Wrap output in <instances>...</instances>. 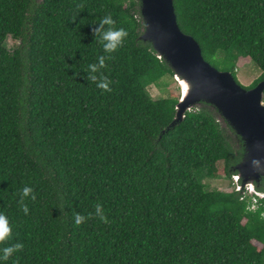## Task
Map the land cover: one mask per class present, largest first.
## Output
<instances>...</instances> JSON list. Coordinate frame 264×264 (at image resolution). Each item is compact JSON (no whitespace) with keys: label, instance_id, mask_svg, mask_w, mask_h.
Masks as SVG:
<instances>
[{"label":"trees","instance_id":"1","mask_svg":"<svg viewBox=\"0 0 264 264\" xmlns=\"http://www.w3.org/2000/svg\"><path fill=\"white\" fill-rule=\"evenodd\" d=\"M173 4L207 61L236 49L261 70L250 87L264 77V0ZM110 27L127 35L109 52ZM142 27L140 0H0V249L22 245L0 264H264V197L201 177H233L240 137L203 104L170 125L178 98L147 86L173 72Z\"/></svg>","mask_w":264,"mask_h":264},{"label":"water","instance_id":"2","mask_svg":"<svg viewBox=\"0 0 264 264\" xmlns=\"http://www.w3.org/2000/svg\"><path fill=\"white\" fill-rule=\"evenodd\" d=\"M143 20L139 38L151 44L179 82L181 92L170 125L184 118L195 105L215 107L214 116L233 140L239 136L243 151L229 170L238 190H255L264 177V77L254 86H242L229 70H219L207 61L198 41L180 29L173 0H140Z\"/></svg>","mask_w":264,"mask_h":264},{"label":"rangeland","instance_id":"3","mask_svg":"<svg viewBox=\"0 0 264 264\" xmlns=\"http://www.w3.org/2000/svg\"><path fill=\"white\" fill-rule=\"evenodd\" d=\"M6 43L7 45L12 44L10 36L7 38ZM225 54V52H218L215 56V60L210 63L219 70H228L230 64H234L238 82L242 86L250 88L253 81L261 74V70L247 56L239 54L236 49L230 50L228 59L225 57ZM147 90L153 98L161 96H174L178 98L181 92L179 82L174 76L171 77L169 75L160 79L158 83L148 85ZM201 177L207 189L231 191L236 188V182L233 177L229 178L225 175H220L214 178L207 176L205 173H203Z\"/></svg>","mask_w":264,"mask_h":264},{"label":"clouds","instance_id":"4","mask_svg":"<svg viewBox=\"0 0 264 264\" xmlns=\"http://www.w3.org/2000/svg\"><path fill=\"white\" fill-rule=\"evenodd\" d=\"M102 24H108V25H113L115 24V21L112 19L111 15H106L102 18L101 20ZM127 35V32L124 28H108L106 31L103 32L102 39L104 41H107V43L103 44L104 49L107 51H112L115 50L122 42L123 38ZM104 63L103 57L100 58V64L102 65ZM90 67L95 70L97 68V65L93 64L90 65ZM95 79V77H93ZM98 86L102 88H107L108 87V82L106 79H101L98 82ZM32 193V188L30 186H25L22 189V199L23 196H28L29 194ZM25 212H27V206H24ZM96 213L100 214L101 216L103 213L101 212L100 205L98 204L96 206ZM85 217L80 214H76L75 221L76 223H80L83 221ZM11 232V226L9 224L8 217L4 215L3 213H0V241L6 239ZM22 247L20 243L6 246L3 249H0V252H2V256H0V259H7L11 253L17 249Z\"/></svg>","mask_w":264,"mask_h":264},{"label":"built area","instance_id":"5","mask_svg":"<svg viewBox=\"0 0 264 264\" xmlns=\"http://www.w3.org/2000/svg\"><path fill=\"white\" fill-rule=\"evenodd\" d=\"M253 190L247 189V195L250 196L251 202L249 204L250 209H255L257 205L259 204L258 198L256 197V194Z\"/></svg>","mask_w":264,"mask_h":264}]
</instances>
